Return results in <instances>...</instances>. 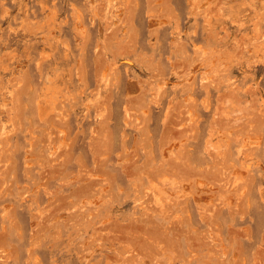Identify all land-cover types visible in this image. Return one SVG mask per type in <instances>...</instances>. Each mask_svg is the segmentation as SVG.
I'll return each mask as SVG.
<instances>
[{
  "label": "rangeland",
  "instance_id": "374dc122",
  "mask_svg": "<svg viewBox=\"0 0 264 264\" xmlns=\"http://www.w3.org/2000/svg\"><path fill=\"white\" fill-rule=\"evenodd\" d=\"M0 264H264V0H0Z\"/></svg>",
  "mask_w": 264,
  "mask_h": 264
},
{
  "label": "bare ground",
  "instance_id": "6f19581e",
  "mask_svg": "<svg viewBox=\"0 0 264 264\" xmlns=\"http://www.w3.org/2000/svg\"><path fill=\"white\" fill-rule=\"evenodd\" d=\"M150 23H152V21H151ZM195 197H196V196H195Z\"/></svg>",
  "mask_w": 264,
  "mask_h": 264
}]
</instances>
